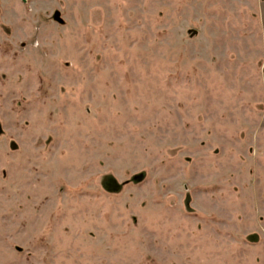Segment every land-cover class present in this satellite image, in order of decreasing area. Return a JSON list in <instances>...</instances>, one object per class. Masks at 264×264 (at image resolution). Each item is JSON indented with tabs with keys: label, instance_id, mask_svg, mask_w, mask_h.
<instances>
[{
	"label": "rangeland",
	"instance_id": "1",
	"mask_svg": "<svg viewBox=\"0 0 264 264\" xmlns=\"http://www.w3.org/2000/svg\"><path fill=\"white\" fill-rule=\"evenodd\" d=\"M0 264H264V0H0Z\"/></svg>",
	"mask_w": 264,
	"mask_h": 264
}]
</instances>
